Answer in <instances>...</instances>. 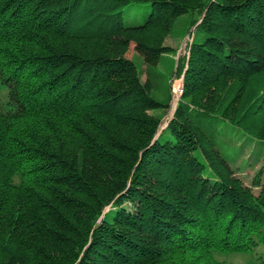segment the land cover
Segmentation results:
<instances>
[{"label":"trees","instance_id":"trees-1","mask_svg":"<svg viewBox=\"0 0 264 264\" xmlns=\"http://www.w3.org/2000/svg\"><path fill=\"white\" fill-rule=\"evenodd\" d=\"M0 85V264H264V0H0Z\"/></svg>","mask_w":264,"mask_h":264},{"label":"rangeland","instance_id":"rangeland-1","mask_svg":"<svg viewBox=\"0 0 264 264\" xmlns=\"http://www.w3.org/2000/svg\"><path fill=\"white\" fill-rule=\"evenodd\" d=\"M181 22V21H180ZM165 46L171 48L169 54L163 55L157 65L151 66L147 64L144 58L135 50L134 45H132L127 53V58L134 61L143 71L142 80L146 81L149 77L152 78L155 82H163L165 84H171V89L173 92V101L171 103V108L167 114L162 118L165 119L169 115V120L173 114L176 103L179 101L182 91H183V78L176 79L174 72L176 69V64L180 56H187L188 54V44L189 36L185 35L181 31V26H176L175 30L165 39ZM7 88L0 85V99L3 101L7 100ZM159 114V113H158ZM168 119V118H167ZM165 119L163 126L159 130L161 133L168 125L169 120ZM165 122H167L165 124ZM250 151H246L243 155V158H247ZM242 158V159H243ZM240 162V163H239ZM239 164H242V160L239 161ZM252 161L250 164H253ZM259 164V163H258ZM260 165H257L258 168ZM257 168L247 167L241 172L247 181H250L255 173ZM261 251L255 254L249 253H239V254H216V259L219 262H224L227 264H259L258 258Z\"/></svg>","mask_w":264,"mask_h":264},{"label":"water","instance_id":"water-1","mask_svg":"<svg viewBox=\"0 0 264 264\" xmlns=\"http://www.w3.org/2000/svg\"><path fill=\"white\" fill-rule=\"evenodd\" d=\"M167 118H168V119H167ZM169 118H170V117H169V115H168L165 119L169 120ZM165 119H163V120L161 121V124H160L159 130H160L161 127L164 125L163 122H164ZM166 123H167V122H165V124H166Z\"/></svg>","mask_w":264,"mask_h":264}]
</instances>
